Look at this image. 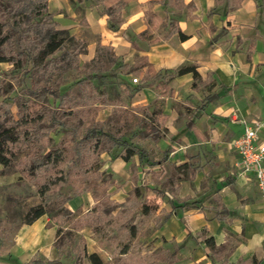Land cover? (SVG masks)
Listing matches in <instances>:
<instances>
[{
	"label": "crops",
	"instance_id": "crops-1",
	"mask_svg": "<svg viewBox=\"0 0 264 264\" xmlns=\"http://www.w3.org/2000/svg\"><path fill=\"white\" fill-rule=\"evenodd\" d=\"M121 2L119 10L115 1L47 2L57 28L86 43L78 60L90 61L99 44L110 48L124 65L118 69L124 70L119 73L127 95L124 109L165 119L156 139L162 156L156 164L141 165L136 156L129 162L109 158L110 173L126 191L121 200L110 199L121 204L128 197L134 186L129 184L131 165L138 174L137 185L141 176L149 184V172L158 170L159 180L177 188L171 195L169 187L156 211L163 213L156 229L159 238L184 242L185 255L176 264H255L254 259L262 263L264 198L254 177L240 174L232 142L243 134L242 121H264V36L256 26L255 0H241L230 10L215 0ZM101 10L106 13L101 15ZM110 24L117 27L110 29ZM222 29L225 35L214 38ZM6 66L0 62V68ZM185 66H194L200 75L197 88L192 86V73L171 79L165 73ZM258 141L264 143V128ZM184 164H189L185 170L189 175L181 179L175 169ZM113 189L117 194L118 186ZM81 196L67 202L66 208L88 212L93 198ZM48 222L45 215L23 228V236L9 248L16 263H27L39 253L46 260L57 258L55 227L46 226ZM93 234L84 236L87 252H104ZM210 237L221 250L238 240L227 248L226 256L215 259L207 256L210 251L204 244Z\"/></svg>",
	"mask_w": 264,
	"mask_h": 264
},
{
	"label": "trees",
	"instance_id": "trees-1",
	"mask_svg": "<svg viewBox=\"0 0 264 264\" xmlns=\"http://www.w3.org/2000/svg\"><path fill=\"white\" fill-rule=\"evenodd\" d=\"M113 1L118 3L115 9L119 10L123 3L121 0H106ZM215 1L216 4L223 3L227 10L238 8L241 2ZM47 2L48 0H0V62L10 66L1 75L8 77L9 88L14 92L12 97L0 100V167L10 169L14 166L15 159L21 157L24 166L19 177L31 181L36 188L39 203L32 204L25 211L22 224L31 225L36 219L46 215L49 220L46 226L55 227L53 247L57 251V258L42 261L34 257L22 264H62V260H70L71 264H104L97 253L87 252L85 238L79 232L86 226L92 227L95 232L94 228L112 219L113 222L119 221L116 232H126L134 237L136 231L134 224L129 222L130 213L137 208H140L141 215H146L149 211L148 205L136 200L139 188L133 186L121 204L110 200L109 194H103L100 198L94 196V205L86 213H73L65 204L91 192L95 180L101 179L103 171L100 172L102 162L99 158L102 153L112 155V151L120 148L110 159L120 157L129 162L134 156L143 161L147 151L125 139L122 134L110 132L106 121L82 127L85 108H93L95 99L87 98L82 101L71 98L70 93L62 91L60 87L73 76L72 73L79 75L75 84H83L85 81L99 79L106 70L114 74L116 69L124 68V65L110 48L98 44L94 57L79 66L78 58L86 52V43L67 30L57 28ZM105 13L100 11L101 15ZM116 27L115 24L109 25L110 29ZM223 35L224 29L214 38ZM165 73L169 79L192 73L194 88L198 87L201 79L194 66L180 67ZM15 83L18 84V89L14 90L12 84ZM138 89L135 88L134 91ZM13 105L16 106V113L11 111ZM143 119L148 121L143 127L146 134L160 136L164 117L156 119L154 113L144 112ZM57 134L60 137L56 141L52 135ZM188 167L189 164H184L175 169L181 179L188 178L189 174L185 171ZM112 185L107 183L105 189L108 190ZM66 186L70 188L63 191ZM204 244L209 251L222 247H216L211 237L205 238ZM1 246L0 236V257L3 251ZM128 251V247L124 246L119 253L127 254ZM159 254L164 255L162 264L168 262L169 255L172 256L166 252L156 255L147 253L144 256L155 258ZM207 256L211 258V253L208 252ZM4 261L17 264L12 257H7ZM253 261L255 264H264V259L262 263L255 259Z\"/></svg>",
	"mask_w": 264,
	"mask_h": 264
},
{
	"label": "rangeland",
	"instance_id": "rangeland-1",
	"mask_svg": "<svg viewBox=\"0 0 264 264\" xmlns=\"http://www.w3.org/2000/svg\"><path fill=\"white\" fill-rule=\"evenodd\" d=\"M257 8V21L256 26L258 31L264 36V0H255ZM79 61V66H81L83 61ZM10 69V66L5 68H0V100L6 97H12L14 92H11L9 88L8 77H2L1 72ZM124 70L116 69L114 74H111L109 70L103 71L102 77L95 80L85 81L83 84H75L78 74H73L68 81L61 86V90L64 92H69L71 98H76L78 100L85 101L87 98L95 99V104L92 107L85 108V114L83 116L82 127L90 126L95 122L106 121L108 123L109 131L112 133H120L125 139L131 140V142L140 145L145 148L147 153L144 160L140 162L141 165H154L159 160H161V151L159 146L157 147L156 134L147 135L144 128V124L148 121L143 119L144 110L138 109H124L123 106L126 105L127 95L123 94L125 90L123 88L122 79L120 77L121 72ZM81 76V75H80ZM1 79H4L2 82ZM13 82V81H12ZM15 82V81H14ZM134 84V83H132ZM18 84H12V88L18 89ZM99 102L111 103V105H100ZM12 113H16V106L13 105L11 109ZM143 119V120H142ZM57 141L60 135H52ZM120 148H116L112 151V155L118 153ZM112 155H107L102 153L99 161L102 162L100 167V172H102L101 179H96L95 184L92 186V191L88 192L92 198L97 196L100 198L103 194H109L111 199L121 200L126 194L123 190L124 183L121 182L119 178H115L114 175L110 173L108 163L109 158ZM21 157L15 159V164L10 169H4L0 167V236L2 241V252L0 257V262H4L7 257H12L9 252V248L17 242L19 237H22V230L26 225L22 224V217L25 211L32 205L39 203V197L33 183L26 179L20 178L21 168L24 166ZM133 164V163H132ZM133 168V170H132ZM150 181L148 182L141 176L138 181V174L135 172V165H131L132 176L129 179L130 186L133 184L135 187L139 188V195L136 200L141 203L148 205L149 211L146 215H141L140 208L135 209L130 213V223L134 224L136 234L134 237H130L126 232H116L115 229L118 227L119 221H114L109 219L101 226H97L95 232H93L92 227H84L81 233L83 236H89L90 232H93V238L95 242L99 244L103 251L98 253L99 257L102 259L104 264H162V258L164 255L159 254L155 258L144 256V254L156 255L157 253L166 252V254H172L167 257L168 262L174 261L172 264H176L177 261L181 259V256L185 255L182 250L181 244L175 243L173 239L165 240L164 238H159L158 225L163 219V213H156L157 209L154 207L159 206L158 201L165 196V192L170 188L169 193L174 195L177 188L175 183L171 186H167V182H163V179L159 180L161 172L158 170H151ZM146 174V172H145ZM95 176H93V180ZM107 183H112L114 187L118 186L119 191L117 194L114 193V187L105 189ZM70 186L64 187L63 191H68ZM87 194V195H88ZM129 194V193H127ZM83 194L81 197L87 196ZM110 199V200H111ZM155 210H154V209ZM153 209V210H152ZM116 211L113 212L115 214ZM128 227V226H127ZM205 235L201 233L200 237L203 238ZM238 239H232L227 242V246L224 250L214 249L211 250V257L215 259L223 258L227 255V251L233 241ZM71 242V240H69ZM127 246L129 251L127 254H120V250ZM86 247V245H85ZM209 251V250H208ZM188 252V251H187ZM35 258L47 261L44 253H39ZM165 261L164 264H168ZM62 264H71L70 260H62ZM18 264V263H17Z\"/></svg>",
	"mask_w": 264,
	"mask_h": 264
},
{
	"label": "built area",
	"instance_id": "built-area-1",
	"mask_svg": "<svg viewBox=\"0 0 264 264\" xmlns=\"http://www.w3.org/2000/svg\"><path fill=\"white\" fill-rule=\"evenodd\" d=\"M132 83H137L136 78H131ZM243 134L234 139L233 148L239 160L236 164L240 174H251L257 184L260 196L264 198V143L258 141L263 130L264 121H242Z\"/></svg>",
	"mask_w": 264,
	"mask_h": 264
}]
</instances>
